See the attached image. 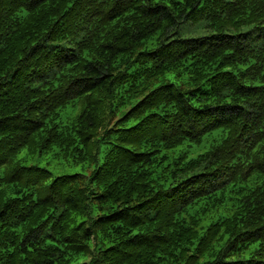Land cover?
Listing matches in <instances>:
<instances>
[{
	"label": "trees",
	"instance_id": "16d2710c",
	"mask_svg": "<svg viewBox=\"0 0 264 264\" xmlns=\"http://www.w3.org/2000/svg\"><path fill=\"white\" fill-rule=\"evenodd\" d=\"M0 264H264V0H0Z\"/></svg>",
	"mask_w": 264,
	"mask_h": 264
},
{
	"label": "rangeland",
	"instance_id": "374dc122",
	"mask_svg": "<svg viewBox=\"0 0 264 264\" xmlns=\"http://www.w3.org/2000/svg\"><path fill=\"white\" fill-rule=\"evenodd\" d=\"M205 20H201L198 22L185 21L180 26V33L182 35H198L203 34L208 31L205 26ZM207 147L205 142L201 144H193L192 146H187L186 143L180 144L175 147V153L188 149V154L190 156L197 154L198 152L204 150ZM19 156L22 158L24 162L27 163H37L40 165H44L53 171V175L59 174L62 172H73L79 170L80 164H75L71 161H68L54 153V151H50L47 153H28L27 148H23L20 152Z\"/></svg>",
	"mask_w": 264,
	"mask_h": 264
}]
</instances>
